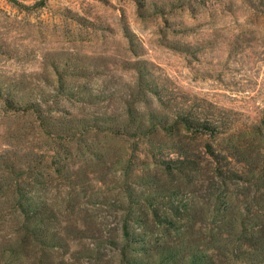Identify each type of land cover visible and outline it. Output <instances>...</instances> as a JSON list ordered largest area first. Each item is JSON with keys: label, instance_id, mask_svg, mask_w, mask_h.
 Masks as SVG:
<instances>
[{"label": "rangeland", "instance_id": "obj_1", "mask_svg": "<svg viewBox=\"0 0 264 264\" xmlns=\"http://www.w3.org/2000/svg\"><path fill=\"white\" fill-rule=\"evenodd\" d=\"M150 114L173 128L146 141L103 131ZM107 116L115 125L101 127ZM177 116L217 120L251 147L260 127L264 145V0H0V264H120L119 187L138 192L154 175L151 148L174 157L203 142ZM80 120L93 127L71 138ZM140 138L121 175V150ZM208 179L164 180V203L176 193L187 207L166 242L215 264H264V192L233 184L215 204ZM19 186L44 201L38 218L56 217L46 242L58 247L14 261Z\"/></svg>", "mask_w": 264, "mask_h": 264}, {"label": "trees", "instance_id": "obj_2", "mask_svg": "<svg viewBox=\"0 0 264 264\" xmlns=\"http://www.w3.org/2000/svg\"><path fill=\"white\" fill-rule=\"evenodd\" d=\"M105 118L102 122L96 121L94 124H101V127L112 125V123L115 125L112 116ZM78 122L80 128L78 126L73 128V123L69 122L67 134H71V138L76 136V132H78L77 135H82L90 132L93 127L87 125L86 120ZM174 123V128L180 129L179 133L194 130V135H197V139L203 142L199 150L192 152L187 143L184 147V143L181 141L179 150L174 152L176 155L174 157L169 155L162 157L161 152L151 148L148 153L153 159L152 164L155 168L152 173L154 175L142 180V185H139L142 188L138 187V192L132 188L131 184L123 183L124 185L119 187L121 196L117 211L121 212L119 219L121 242L118 243L119 241L113 237V240L106 242L114 247L115 243H118L116 250L121 258L120 264H215L211 257L202 250L194 248V250L182 251L180 248L170 247V244L166 242V236L178 231L176 226L187 207H182L181 201L175 203L176 198L172 197H175L176 193L170 194L167 197L168 202L164 203L165 179L180 182V180H188L194 173L195 180L203 170H207L209 173L207 184L214 196L213 203L215 204L222 200L224 202L230 200L226 192L233 184L240 185L241 189H246V193L239 192L243 193L245 197L248 195L250 198L249 194L252 192H264V145L262 146L263 137L260 127L254 133L259 135L257 145L251 147V145L243 144V141L240 143L233 134L224 135L225 128H222L217 120L177 116ZM147 124H122L118 125L115 130L113 129V133L108 130L111 128H106L103 131L106 135L110 133L111 142L120 139L122 135H129L128 133L140 136L144 141L146 137L149 138L153 134L163 133L162 135H165L167 128H173L167 117L162 119L153 114L147 117ZM142 140L140 138V142L129 147V152L121 150L119 158L115 162L120 165L118 170L121 175L129 173L133 169H130L131 157L140 151L139 146L143 143ZM148 145L153 147L151 142ZM109 147L103 148V150H109ZM82 148L77 147L75 152L80 153ZM101 154H95L92 158L102 157ZM254 160L257 164L252 165ZM234 195L236 194H231V196ZM43 202L37 197L32 186L17 188L11 213L17 219V226L12 233L16 248L13 247L14 249L9 255L14 261L28 259L29 251L34 252L32 257L35 258L38 253H46L47 250L58 247L46 242L51 223L56 220V217L38 218L41 214L38 204ZM171 243L173 242L171 241Z\"/></svg>", "mask_w": 264, "mask_h": 264}]
</instances>
